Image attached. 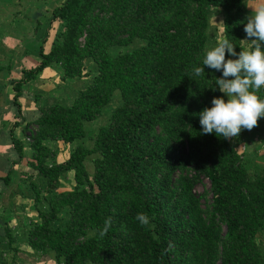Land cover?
<instances>
[{
    "label": "trees",
    "instance_id": "16d2710c",
    "mask_svg": "<svg viewBox=\"0 0 264 264\" xmlns=\"http://www.w3.org/2000/svg\"><path fill=\"white\" fill-rule=\"evenodd\" d=\"M248 1L65 0L54 10L64 31L24 81L55 67L64 82L86 78V63L95 76L71 105L42 109L29 138L39 219L28 232L34 256L57 264H264V172L250 175L230 139L201 134L198 113L223 96L221 73L207 66L199 77L192 72L203 67L210 8L223 15L224 39L245 51ZM136 42V50L110 52ZM14 88L16 104L21 83ZM117 92L121 105L90 137L87 124ZM256 95L264 99V88ZM46 141L75 147L64 163L52 164ZM69 173L74 186L60 191ZM204 179L212 195L206 207L207 194L196 193ZM137 213L150 223L141 225Z\"/></svg>",
    "mask_w": 264,
    "mask_h": 264
},
{
    "label": "crops",
    "instance_id": "0c3cea01",
    "mask_svg": "<svg viewBox=\"0 0 264 264\" xmlns=\"http://www.w3.org/2000/svg\"><path fill=\"white\" fill-rule=\"evenodd\" d=\"M64 2L0 0V179L10 178L8 186L0 185V233L9 229L13 237L25 236L24 241L16 239L15 244L8 243L6 247L17 248L19 254L31 253L34 258L37 257L27 244L28 232L30 225L39 219L30 186L37 173L31 167L34 152L29 138L36 132L42 109L74 101L77 93L70 92L74 91V80L64 82L57 67L45 69L36 79H24L41 61L40 51L48 53L63 33V25L55 26L61 21L54 17V10ZM18 83L21 95L14 104L17 95L14 86ZM14 141L23 147L21 156ZM44 145L52 153V164L64 163L75 147L62 141H46ZM73 177L74 173H69L66 179L70 181V190L74 186ZM63 184L62 181L61 187Z\"/></svg>",
    "mask_w": 264,
    "mask_h": 264
},
{
    "label": "clouds",
    "instance_id": "9594fccd",
    "mask_svg": "<svg viewBox=\"0 0 264 264\" xmlns=\"http://www.w3.org/2000/svg\"><path fill=\"white\" fill-rule=\"evenodd\" d=\"M243 30L245 40L254 42L250 51L236 52L235 46L224 39L205 51L203 67L195 66L192 69L196 77L205 73V66L221 73L216 78V87L223 96L214 97L211 107H205L198 113L201 134L233 139L243 130H252L258 120L264 118V99L256 95L257 91L264 88V7L247 17ZM136 220L141 225L150 223L145 213H137ZM110 226L109 218L105 221L101 235Z\"/></svg>",
    "mask_w": 264,
    "mask_h": 264
},
{
    "label": "rangeland",
    "instance_id": "374dc122",
    "mask_svg": "<svg viewBox=\"0 0 264 264\" xmlns=\"http://www.w3.org/2000/svg\"><path fill=\"white\" fill-rule=\"evenodd\" d=\"M260 7H264V0H249L248 2H246L243 6V19L247 21V17L251 14H254L255 10H257ZM209 14H210V28L208 31L209 44L207 46V49L214 47L220 41L224 40L223 15L219 11L212 8L209 9ZM61 25H63L62 22L61 24L60 22L55 23L56 27L59 26L62 27ZM243 44L245 47V51H249L252 46V40L251 39L246 40ZM141 46H142L141 42H136L127 48H122V49L112 48L110 52L113 56H117L122 53L136 50ZM85 68H86L85 73L87 75L86 78L83 77L82 79L74 80V82L72 83V85L74 86L73 87L74 91L70 90V92L77 93L78 90L83 88V84L85 80H87V83L89 81H92L93 77L95 76V74L93 73L94 65L92 63H86ZM67 90L69 91V89ZM69 103L72 104L73 101ZM69 103H62V104H69ZM120 105H121V97H120V93L117 92L115 99L107 106L103 114L94 122L87 124L90 137L94 136L101 127H104L109 123L112 113ZM230 140L238 145L240 154L243 155V161L250 175L261 174L262 172H264V118L259 119L257 126H255L252 130L250 131L243 130L238 137H235ZM65 145H71V144H65ZM86 145L92 146L93 142L90 141V139H88L86 141ZM87 166L91 170L90 166H93V162L90 160ZM63 182L64 184L62 185V187H60L61 188L60 191H66L68 188H70V181L64 180ZM209 189H210V183L207 179H204L203 184L196 189V193L198 195H201L203 193L207 194V198L202 201L204 207L210 205L212 202V195L210 194ZM10 234L12 235V233ZM12 239H13L12 244H15L16 239L19 241H24L26 237L16 234L15 237H13ZM258 242L261 248L264 250V236L262 235L258 236ZM8 243H9L8 233H0V264H23V263L27 264V262L29 264H56V262L51 260V258L49 257L34 258L33 256L30 255L31 253L29 254L27 253L26 255L17 253L18 258L15 260L14 253H15V249L17 248H12V250H8L6 247Z\"/></svg>",
    "mask_w": 264,
    "mask_h": 264
}]
</instances>
